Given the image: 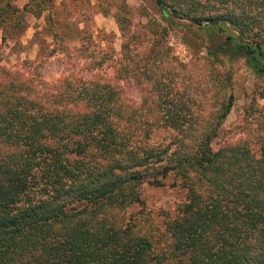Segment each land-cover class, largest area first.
Returning <instances> with one entry per match:
<instances>
[{
    "label": "trees",
    "instance_id": "obj_1",
    "mask_svg": "<svg viewBox=\"0 0 264 264\" xmlns=\"http://www.w3.org/2000/svg\"><path fill=\"white\" fill-rule=\"evenodd\" d=\"M13 1L0 0V27L20 11ZM153 3L161 19L205 33L212 66L242 59L264 79V0ZM116 20L124 41L110 75L71 70L51 82L39 62H0V264H264V116L214 147L232 90L206 120L194 94L159 74L169 48L153 39L140 64L138 36ZM129 77L138 102L125 98ZM144 185L184 200L155 219Z\"/></svg>",
    "mask_w": 264,
    "mask_h": 264
},
{
    "label": "rangeland",
    "instance_id": "obj_2",
    "mask_svg": "<svg viewBox=\"0 0 264 264\" xmlns=\"http://www.w3.org/2000/svg\"><path fill=\"white\" fill-rule=\"evenodd\" d=\"M13 4L20 11L0 27V62L6 67L20 68L22 60L39 62L40 74L51 82L71 70L87 77L94 72L110 75L114 64L111 60L109 64V55L115 61L121 59L124 40L116 20L121 16L128 20L129 32L138 36L135 42L141 52L140 64L148 58L147 47L153 39L158 47L169 48L159 74L172 78L175 90L194 94L192 106L203 110L206 120L232 90L234 103L214 147L245 136L247 126L256 128L257 119H263L264 79L255 76L242 59L212 66L204 57L205 33L187 19L174 20L173 24L161 19L153 0H14ZM82 44L84 47L78 50ZM131 45L134 47L133 42ZM95 60H101L103 65L88 70L85 64L94 65ZM217 71L221 76L228 71L229 82L221 85ZM121 85L128 101H140L141 87L132 78L124 79ZM253 97V109L257 110L246 123L244 108ZM143 198L155 219H159L158 211L172 212L184 200V194L167 186L144 185Z\"/></svg>",
    "mask_w": 264,
    "mask_h": 264
}]
</instances>
